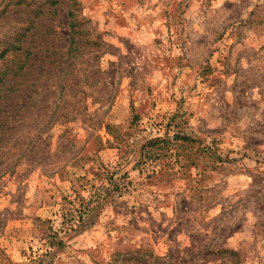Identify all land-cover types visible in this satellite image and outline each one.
I'll use <instances>...</instances> for the list:
<instances>
[{
	"label": "rangeland",
	"instance_id": "rangeland-1",
	"mask_svg": "<svg viewBox=\"0 0 264 264\" xmlns=\"http://www.w3.org/2000/svg\"><path fill=\"white\" fill-rule=\"evenodd\" d=\"M57 1L0 0V85L30 49L13 84L52 88L0 119V264H264V0H76L109 47L65 94ZM173 117L193 143L139 165Z\"/></svg>",
	"mask_w": 264,
	"mask_h": 264
},
{
	"label": "trees",
	"instance_id": "trees-1",
	"mask_svg": "<svg viewBox=\"0 0 264 264\" xmlns=\"http://www.w3.org/2000/svg\"><path fill=\"white\" fill-rule=\"evenodd\" d=\"M72 3L68 7L67 10V17H68V47L66 50L65 59L60 56L59 52H54L55 44H52L49 49L51 51L50 57H47V62L43 60V63H45V66L41 70H43L42 76L36 77L37 81H47V77L55 74V73H66L62 78H60V81L57 84V88H61L62 81L64 78H67V81L62 88L63 94L66 92L65 89L67 88V91H70L72 89V77L73 73L76 75H87L91 74H100L101 69L99 67V62L95 65H93V62L96 60H100L101 55L106 54V49L109 47L108 45H105L101 42H98V40L101 36L98 34L97 38L90 37L91 34H93V28L88 25L87 22H83V19H79V5L76 0H71ZM60 2L57 0H54V2L51 4L52 7H56ZM56 11V10H54ZM56 33V32H55ZM95 33V30H94ZM24 49V48H23ZM45 48H40L38 52H42ZM28 52L27 58H23L21 55L11 54L13 56L14 62L17 61L15 66H17L19 69L15 71V68H11L13 72L8 73L5 75V79L2 81V84L0 85V111L3 107V111L0 114V119H2L3 116L9 118L14 117L12 116V108L13 105L18 106V110L22 111L23 109L28 108L30 104L37 105L36 102H43V100L46 98L48 93H52L51 87H46L45 90L35 87L33 89L27 90L26 87H17L14 85V81L18 77L22 75V73L25 71V68L27 67V64L29 60L31 59V56L34 54L30 49H26ZM89 55V57H88ZM8 54L4 53L0 55V62L5 61ZM56 56V58H54ZM88 57L89 59H87ZM80 59V61H79ZM92 64V65H90ZM81 66L84 68L82 69ZM15 71V72H14ZM44 76V78H43ZM10 77V78H9ZM89 77V76H88ZM46 82H44L45 84ZM43 84V86H44ZM70 85V86H68ZM46 92V93H45ZM19 97L15 101V99ZM18 104V105H17ZM2 126L3 129H8L7 126ZM178 124L175 122V117L171 118L169 120V123L165 125L166 133L163 137H158L155 139L150 140L141 148V157L139 161V165H143L144 168L148 167L151 163H153L156 160H160L162 158L174 157L179 148L183 147L182 142H188V144L193 143V140L183 136V131L180 130L177 133H173L171 135L172 129H178ZM168 129V130H167ZM2 140V139H0ZM176 151V152H174ZM229 253L232 256H237V253L235 251H219L216 253V256L221 257L222 264H230L229 258H227L225 255ZM205 257H208L205 259L206 262L210 263L216 259H214L213 256H208V253L205 254ZM218 260V259H217ZM156 262L159 261V259L155 260Z\"/></svg>",
	"mask_w": 264,
	"mask_h": 264
}]
</instances>
